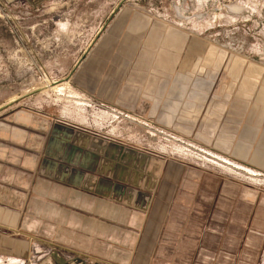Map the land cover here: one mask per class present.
Listing matches in <instances>:
<instances>
[{"label": "rangeland", "instance_id": "374dc122", "mask_svg": "<svg viewBox=\"0 0 264 264\" xmlns=\"http://www.w3.org/2000/svg\"><path fill=\"white\" fill-rule=\"evenodd\" d=\"M144 17L147 29L165 30L155 47L144 45L146 34L135 36ZM119 27L121 42L133 36L124 40L131 48L120 43L100 52L101 39ZM186 54L193 65L180 70ZM230 55L245 60L242 70L264 69V0H0V134L18 131L20 143L38 150L51 124L72 123L125 148L222 172L223 190L235 179L264 200V171L240 168L193 138L211 117L216 133L223 128V60ZM192 86L203 91L193 97ZM60 203L54 188L31 193L25 213L65 215ZM259 241L256 263L264 264V236Z\"/></svg>", "mask_w": 264, "mask_h": 264}, {"label": "crops", "instance_id": "0c3cea01", "mask_svg": "<svg viewBox=\"0 0 264 264\" xmlns=\"http://www.w3.org/2000/svg\"><path fill=\"white\" fill-rule=\"evenodd\" d=\"M147 21L144 17L140 26L137 21L135 36L146 34L144 45L155 47L165 30L147 29ZM123 32L119 27L114 36L102 38L100 52L120 43L131 48L124 40L133 36L125 34L121 42ZM171 55L165 54L167 63ZM227 59L223 128L216 133L211 117L193 138L240 168L264 171V69L252 63L242 70L244 59ZM191 65L187 54L179 61L180 70ZM192 87L193 97L203 91ZM9 134H0V139L12 138L0 142V264H83L84 258L98 264H257L264 200L254 186L232 179L223 190L222 172L125 148L72 123L51 124L38 150L20 143L18 131ZM238 183L249 188L240 190ZM52 188L65 215L25 213L31 193L36 197Z\"/></svg>", "mask_w": 264, "mask_h": 264}]
</instances>
